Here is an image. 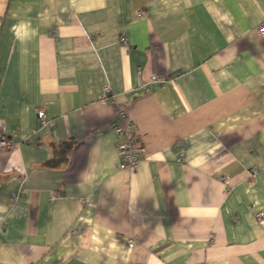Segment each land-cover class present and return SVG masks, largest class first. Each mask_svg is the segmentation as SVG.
I'll use <instances>...</instances> for the list:
<instances>
[{"label": "crops", "instance_id": "0c3cea01", "mask_svg": "<svg viewBox=\"0 0 264 264\" xmlns=\"http://www.w3.org/2000/svg\"><path fill=\"white\" fill-rule=\"evenodd\" d=\"M263 21L264 0H0V264H264Z\"/></svg>", "mask_w": 264, "mask_h": 264}, {"label": "built area", "instance_id": "2783aa9c", "mask_svg": "<svg viewBox=\"0 0 264 264\" xmlns=\"http://www.w3.org/2000/svg\"><path fill=\"white\" fill-rule=\"evenodd\" d=\"M144 15V11L139 10L137 12L138 17H142ZM260 33H264V21L261 26L258 28ZM120 41L122 43H126V38L124 36L120 37ZM168 81V77L166 75L160 74H151L148 81L142 82V85L150 84V83H158L160 85H164ZM100 98L102 100L108 101L113 105L115 104L114 97L111 93V88L109 85H104L102 87ZM37 118L39 119L41 124L45 123L46 114L43 107H38L36 109ZM117 118L121 120L118 124H115L114 130L119 135L120 139L117 143V150L120 157L119 167L121 169L132 170L137 167L140 158H141V147H140V137L136 135L133 123L129 119L125 108L122 106L117 110ZM14 145V142L9 138V136L5 132V125L3 121H0V150L10 149ZM250 180L252 181L255 175V170L251 169L250 172ZM226 182V179L224 178ZM17 194L13 193L12 196L15 197ZM53 198V196H52ZM254 217L259 222H264V211L257 210L254 213ZM129 246L134 244L133 238H128L126 240Z\"/></svg>", "mask_w": 264, "mask_h": 264}, {"label": "trees", "instance_id": "16d2710c", "mask_svg": "<svg viewBox=\"0 0 264 264\" xmlns=\"http://www.w3.org/2000/svg\"><path fill=\"white\" fill-rule=\"evenodd\" d=\"M70 146V145H69Z\"/></svg>", "mask_w": 264, "mask_h": 264}]
</instances>
